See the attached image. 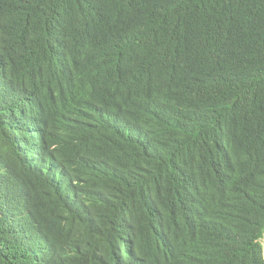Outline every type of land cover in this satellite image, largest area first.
I'll return each mask as SVG.
<instances>
[{"label": "trees", "instance_id": "trees-1", "mask_svg": "<svg viewBox=\"0 0 264 264\" xmlns=\"http://www.w3.org/2000/svg\"><path fill=\"white\" fill-rule=\"evenodd\" d=\"M264 0H0V264H264Z\"/></svg>", "mask_w": 264, "mask_h": 264}, {"label": "rangeland", "instance_id": "rangeland-1", "mask_svg": "<svg viewBox=\"0 0 264 264\" xmlns=\"http://www.w3.org/2000/svg\"><path fill=\"white\" fill-rule=\"evenodd\" d=\"M264 241V240H263Z\"/></svg>", "mask_w": 264, "mask_h": 264}]
</instances>
